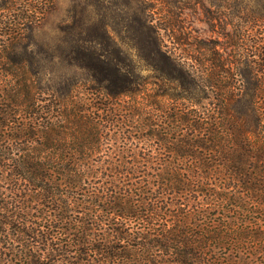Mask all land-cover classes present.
<instances>
[{
  "label": "trees",
  "instance_id": "obj_1",
  "mask_svg": "<svg viewBox=\"0 0 264 264\" xmlns=\"http://www.w3.org/2000/svg\"><path fill=\"white\" fill-rule=\"evenodd\" d=\"M51 6L0 0V264H264V51L244 88L169 67L141 4L145 76L103 21L73 16L48 51L32 31ZM159 82L191 104L142 102Z\"/></svg>",
  "mask_w": 264,
  "mask_h": 264
},
{
  "label": "rangeland",
  "instance_id": "obj_2",
  "mask_svg": "<svg viewBox=\"0 0 264 264\" xmlns=\"http://www.w3.org/2000/svg\"><path fill=\"white\" fill-rule=\"evenodd\" d=\"M141 4L147 8L145 15L157 31L162 52L172 60L169 67H182L198 74L210 69L224 76L228 72L235 73L233 85L242 88L254 81L252 77L243 78L237 68L258 67L256 61L258 52L264 51V40L261 48L255 41L260 34L264 37V23L250 21L249 15L264 14V0H52L49 13L43 23L33 29L32 36L52 53L59 25L70 22L73 16L82 23L106 22L112 38L127 56L122 67H140L142 74L147 76L148 67L154 66L138 56L130 39L133 8ZM240 25L248 28L245 36ZM49 65L67 67V75L74 71L69 67H77ZM157 65L165 63L158 58ZM57 81L54 76L49 83ZM169 86L159 82L158 85L143 84L137 89L142 102L161 88L167 89V95L157 97L160 102L179 106L191 104L188 99H173L174 95L180 97L186 92Z\"/></svg>",
  "mask_w": 264,
  "mask_h": 264
}]
</instances>
